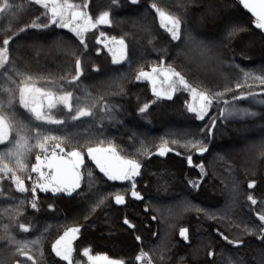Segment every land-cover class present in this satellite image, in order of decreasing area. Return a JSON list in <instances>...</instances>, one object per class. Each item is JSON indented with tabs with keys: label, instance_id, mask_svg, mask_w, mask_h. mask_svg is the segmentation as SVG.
<instances>
[{
	"label": "trees",
	"instance_id": "obj_1",
	"mask_svg": "<svg viewBox=\"0 0 264 264\" xmlns=\"http://www.w3.org/2000/svg\"><path fill=\"white\" fill-rule=\"evenodd\" d=\"M174 1L181 3V0ZM122 2L117 11L111 10L112 23L105 24L110 30V37L128 39V33L143 36L147 33L146 29L156 28L162 37L160 52L166 54L167 59L186 51L190 45L198 47L197 53L207 58V47H210L230 61L227 62L233 68L231 80L244 76V73L255 77L263 75L260 70L264 67V34L255 26L256 19L239 0H183L181 34L183 38L190 32L192 39L182 42L172 41L161 27L157 13L150 7L154 1L140 0L137 5H132L129 0ZM207 12L211 13L210 18L205 17ZM232 27L242 30L230 38L228 33ZM11 44L17 51L21 47L24 53H36L42 61L39 66L41 71L55 72L74 90L76 86L79 88L78 85L86 84L103 93L104 86L101 87V84L108 85L107 79L113 78V95L117 98L129 96L126 107L112 105L117 112L114 121L102 120L98 127L94 122L90 124L87 117L72 120L70 117L75 115L72 114L58 119L64 121L63 125L54 126L60 131L59 137L67 138L61 144L65 152L73 147L87 151L96 145L103 149L100 145L109 143L110 135L116 143H109V150L127 152L142 165L135 183L143 200L131 197V186L126 181H110L99 168L93 177L83 171L82 187L71 196L64 192H39L38 196L44 202L52 204L53 211L38 216L40 228L31 227L24 232L18 222L13 232V236L22 241L39 238V244H32L34 248L38 246V251L30 249L38 264H67L55 256L52 245L71 227L80 228L74 242L73 264H87L83 255L85 248L91 249V254L124 260L125 264H149L147 257L144 261L136 260L141 251L148 254L151 264H260L264 258V242L260 239L262 222L256 214L264 213V104L259 103L264 100V86L256 87L253 83L245 91L232 92L227 97L216 96L205 118L199 120L195 113L188 111L189 100L183 94L181 98H166L162 104L153 103V91L136 80L135 73L131 77L116 70L120 64L113 63L108 49L83 47L69 29L53 26L47 30H27L16 35ZM77 59L81 61L83 75L73 81ZM149 65L150 62L145 61L138 68L146 69ZM233 73L237 77L234 78ZM55 92L63 94L68 89ZM249 92L257 95L248 96ZM16 95L18 98L19 90ZM241 95L247 98L233 101V96ZM224 101L229 102L228 106L248 109L258 115L225 118L221 115L226 107ZM145 103L151 104V107L147 114L141 116L138 109ZM215 106L218 107V114L213 118L216 126L212 136L209 132L212 121L209 122V119ZM19 108L15 104L12 111L20 112ZM99 108L100 117H110L111 108L107 107L102 112V107ZM124 108L132 113L129 117L125 116ZM248 128L252 132L243 133L242 130ZM97 132L99 139L95 137ZM130 137L131 145L126 146L124 142ZM199 138L207 144L206 153L200 154L184 146L188 141ZM161 147L171 148L172 151L160 156ZM188 156L192 158V165L188 164ZM35 158L33 155L30 165L36 163ZM201 163L207 175H202L198 167ZM190 181L198 182L199 187L193 188ZM252 181L256 185L249 188ZM117 193L125 195L124 205L115 203ZM249 195L257 200L255 209L247 199ZM20 202L14 205L21 207ZM11 205L13 201L3 200L0 210L9 211ZM154 216L155 220L152 219ZM125 218L136 227L124 224ZM182 228L189 229L187 242L179 235ZM221 233L228 237V241L243 243H229ZM137 237L140 239L137 240ZM6 247L9 248L8 244ZM13 253L17 258L25 259L17 249ZM6 259L10 264H19L17 259L12 261L9 254Z\"/></svg>",
	"mask_w": 264,
	"mask_h": 264
},
{
	"label": "snow or ice",
	"instance_id": "obj_2",
	"mask_svg": "<svg viewBox=\"0 0 264 264\" xmlns=\"http://www.w3.org/2000/svg\"><path fill=\"white\" fill-rule=\"evenodd\" d=\"M35 4L42 5L45 8L50 7V18L47 24H44L43 28H48L51 25H57L59 28H67L79 38V41L83 47H87L85 44V34L89 28H94L98 24H111V13L109 11L103 12L98 19L93 20L92 16L83 11H71L75 9L76 6L73 4H61L59 0H34ZM132 5L139 3V0H129ZM241 4L245 9L251 11L256 17L255 26L258 29L264 30V0H240ZM112 3L115 7H119V0H112ZM13 4L9 3V0H0V13L11 12L13 9ZM150 7L155 10L160 18V24L169 34L172 41L182 42L183 40H191L190 35H185L182 38V19L178 16L170 15L161 8H159L155 3L151 4ZM31 28L36 29L41 27L35 21L30 25ZM237 27H232L229 30V37L235 36L239 31ZM20 31H24L21 29ZM103 35V33H101ZM11 38L3 40V47H0V69H5L6 65H9V49L8 45ZM113 43L118 44V48L108 47V52L112 54V60L114 64H120L123 61L128 60L127 45L123 37L119 40H116L115 37L111 38ZM76 74L73 76V81L78 80L81 75H83V67L81 66V61L79 59L75 62ZM11 70L15 74L22 78L23 86L19 87V95L17 98L16 89L5 88L7 93V99H0V145H10L6 146L3 151H0V179L4 175L11 174V178L14 180L16 189L21 193L31 192V209L38 211V196L37 192L43 193H67L71 196L73 193H76L77 190L81 189V181L83 176L80 172L81 166L84 164V153L75 148L70 152H65L61 144L64 142L65 138L56 137L49 134H44L40 131L39 128L35 129L34 136H30L29 133L32 131L27 125L20 122L15 115V112L12 111L13 105L18 103L31 113L32 117L45 125H63V120L54 119L50 115V110L55 108L57 105H63L67 108L69 112L73 111V93L65 92L61 95H56L52 91H46L42 88H35L31 86L32 77L26 75L25 73L19 72L15 69L14 66L11 67ZM99 71V69H96ZM7 69L4 72V75L7 76ZM157 68H153L151 72L140 71L136 76V80L141 79H150L153 82V93L157 98L166 97L171 100L176 91L177 82L179 85L183 86L185 89L191 92L194 100H198L199 104H190L188 106V111L196 114V118L203 120L207 115L212 103L213 96L209 95L207 92L198 91L197 88L193 87L185 79L183 75L179 72H176L174 69L170 70L172 77H175V80H171L169 83V91H157L155 87V79L152 73H156ZM245 80L249 78L257 79L262 84H264V76L253 77L251 73H244ZM11 80V77H8ZM171 79V78H170ZM14 83V81H13ZM239 83L236 84V88H240ZM224 93H218L215 95H223ZM248 96L255 97L257 94L249 92ZM244 95L233 96V101L246 99ZM155 103V101H153ZM226 107L221 113L222 116H241V117H256L258 114L252 112L248 109H239L233 106H228L229 102L224 101ZM259 103L264 104V100L259 101ZM107 105L104 106L107 110ZM151 104L145 103L143 106L139 107L138 111L141 116L147 114ZM93 115L92 111L87 108H77L75 110V115H72L70 118L72 120H79L81 117H91ZM216 126L215 119L212 120L211 128L209 132L211 133ZM15 132V136H13ZM34 138L36 143L30 144V139ZM51 144V152L49 156H45L42 160L40 155L36 156V163L32 166L31 171L38 174V179L32 184L29 189L24 180H22L15 173L17 171L26 170L27 165L24 163L27 153L31 150L32 147H38L42 153H48ZM167 141H165V144ZM175 143V141L173 142ZM185 147H190L195 149L200 154L206 153L208 151L207 144L201 140H190L185 145ZM58 150V151H57ZM103 149L100 148H91L87 149V155L95 161L96 165L99 167L100 171L104 173L110 181H128L130 182L131 197L136 200H143L144 197L139 191H137V185L135 183V178L141 174V163L133 159H121L119 157L109 158L99 155L103 152ZM110 151H114L111 149ZM169 151H172L171 148L161 147L159 150L160 156H165ZM264 154V153H262ZM189 165H192L191 156L187 157ZM10 163L12 166H10ZM201 169L202 175H207L204 171V165L201 163L198 165ZM49 170L48 174L45 175L44 169ZM90 175V174H89ZM31 179V177H29ZM193 188H198L199 183L190 181ZM256 185L255 181H252L248 187L254 188ZM115 203L117 205H124L126 203L125 195L117 193L115 194ZM247 199L251 201V204H257V200L252 196H247ZM102 203V201H99ZM21 206L24 204V201L20 202ZM50 209L52 205L48 206ZM197 211H203L202 209H197ZM261 221L260 231L262 235L260 239L264 242V213L258 212L256 214ZM153 220L156 217H152ZM124 224L129 225L132 228L136 226L131 224V222L125 218ZM24 232L29 231L27 225L21 224L19 226ZM80 232V228L73 227L64 232V234L56 240L55 244L52 245V251L55 253L56 257H59L61 260L66 261L67 264H73V251L71 245V240L76 237ZM179 235L184 239V241L189 240V229L182 228L179 232ZM223 236V234L221 233ZM10 239L17 245V252L28 257L29 260L33 261V264H38V261L28 255L26 251L31 244H39V238L34 241H16L14 237ZM137 240L140 237L136 238ZM225 241H228L227 236H223ZM229 243L242 244L243 241H228ZM41 257H43V251L40 252ZM83 255L88 257V260L91 261V264H125L124 260L109 259L107 256H93L91 254V249L85 248L83 250ZM210 255H213L210 253ZM148 258L149 264H151V258L148 257L147 253L141 251V253L136 257L137 261H144L145 258ZM260 264H264V258L261 259Z\"/></svg>",
	"mask_w": 264,
	"mask_h": 264
},
{
	"label": "rangeland",
	"instance_id": "obj_3",
	"mask_svg": "<svg viewBox=\"0 0 264 264\" xmlns=\"http://www.w3.org/2000/svg\"><path fill=\"white\" fill-rule=\"evenodd\" d=\"M152 1H154L155 4L159 8L169 13L170 15H174V16H178L182 18L181 17L183 14L182 7H184L182 3L183 0H181V3H179L178 1H174V0H152ZM59 2L65 5L66 4L75 5L76 8L71 10L73 13L75 11L86 12L87 14L92 16L93 20L98 19V17L105 11H109L111 13L112 9H115L117 11L116 8H121V6L115 7L112 3V0H59ZM9 3L13 4L14 6L12 11L11 12L6 11L4 13H0V26L2 25V28L0 27V47H3L2 41L4 39L11 38L10 43L8 45L9 65H6L5 69H0V99H7V93L5 92V88H13V89H16L17 91L19 90V87H22V84H23L22 78L17 76L15 72L11 70V67L14 66L15 69L18 70L19 72L25 73L26 75H29L33 78L31 82V86L35 88H42L46 91H52L56 95L62 94V93L55 92L56 90H62L64 88L66 90L68 89V92L70 91L73 93V99H72L73 111L69 112L67 108L64 107L63 105H57L55 108L50 110V115L54 119H60L61 117H67L72 114H75V110L77 108H87L91 110L94 115V116L92 115L93 117L91 116V117L86 118V120L90 124L94 122V124H96L99 127V124L103 123L102 120L114 121V118H115L114 116L116 115L117 112L115 113L114 111L115 108L113 107L116 105L118 106L121 105V106L126 107L127 101L129 100V96L125 95L124 97L117 98L113 95L114 92L111 90L112 87L115 86L113 84L114 83V81L112 80L113 78L107 79L106 84L108 85L101 84V87L104 86L103 93L94 91V89L89 88L86 84L78 85L79 88H77L76 86L74 90L72 86L62 82L58 78L57 74H55V72L51 73L45 69L41 71L39 66L41 65L42 61H41V58H39L36 53H34V55H32V53L31 54L24 53L22 49L20 50L21 47H19V51H17L16 48L11 44L13 38L16 35L24 31L41 30V29L47 30L49 28H52L53 26L57 27V25H51L48 28L42 27L44 24H47L49 21V18L51 15L50 7L45 8L42 5H37L35 4L34 0H9ZM122 3H123L122 0H119V5H121ZM205 15H206L205 17H208V18L211 17L210 12H207ZM34 21L38 25H41V27H38L36 29L31 28L30 25ZM158 22L160 23L159 16H158ZM151 26H152V23H151ZM120 27H121V24H120ZM21 29H24V31H20ZM203 29L204 28H202V30ZM109 31L110 30L106 29L105 24H98L94 28H89V30L85 34V44L87 45L86 48H91V46H94V48L99 47V48H106V49H108V47L118 48L119 45L113 43L111 38L115 37L116 40H119L121 37H117V36L110 37ZM146 31H147L146 35H143V36H136L134 32L127 34L128 39L122 36L125 39V43L127 45L128 60L121 62L120 66H118L117 69L116 68L115 69L119 70L120 72L124 73L127 76H131L133 75V73H135V75L137 76L140 71L151 72V70L154 67L157 68L158 71L156 73H152L155 79V87L157 91H169L170 90L169 83L171 82V80H175V77H172V74L170 71L172 69H174L176 72H179L181 75H183L185 79L188 81V83L191 84L193 87L197 88L198 91L201 89V91L207 92L209 95L213 96V98H215L216 96L217 97L219 96L227 97L232 92L245 91L253 83H255L254 85H256V87L264 86V84H262L257 79L249 78L246 81L244 76H239L237 79L231 80V77H233L231 76L233 72V68L228 65V62L230 61L227 60V57L220 56L219 52H217L216 49H213L210 47H207L208 49L206 53L207 58H203L197 53L198 47H194L193 45L192 46L190 45V47L186 48V51H183L182 53L180 52L175 55H171L172 57L170 59H167L166 54L163 55L160 52L161 45H162L161 43L162 37L159 35L157 29L149 28V30L146 29ZM101 33H103V35H101ZM189 34L190 36H192L190 32ZM145 61L150 62L151 65H149L146 69L140 68V67L138 68V65L142 64ZM6 69L8 70L7 76L4 75V72ZM260 72H263L262 76H264V67H261ZM233 74H234V78L237 77L236 73H233ZM260 76L261 75H257L256 77H260ZM8 77H11L12 79L9 80ZM139 81L141 83H145L146 85H148V88L153 91L152 80L141 79ZM237 83L241 85L240 88H236ZM180 86L181 85H179V87L177 88V85H176V91L173 95V98L178 97V96L181 98L184 95L185 99L189 100V102L187 101L189 105L190 104L198 105L199 101L193 99L191 92L185 89L183 86L181 87ZM182 90L183 91L185 90V92H182ZM218 93H224V94L215 95ZM100 99L101 101L99 102ZM165 100H166V97L157 98L156 96L154 99L155 103H158V104L164 103ZM15 104L20 107L19 108L20 112L18 111L15 112L16 118L23 124L27 125L32 130L29 133L30 136H34V132L36 128H39L40 131L44 134L50 133L51 135L56 136V137L61 136L59 133L60 131H58L54 125H45V124H42L41 122H36V120L32 117L31 113H29L26 109H24L18 103V101ZM15 104L13 105V107H15ZM105 105H107L108 108H111V109H110V117L104 118V117H100L99 115V110H100L99 107H102V110H101L102 112V111H105V108H104ZM112 105L114 106L112 107ZM217 108L218 107L215 106L214 112L210 114L209 122L212 121V119L217 116L218 114ZM108 112L109 111H106V113ZM124 113L126 117H129L132 114L126 108H124ZM249 129L251 128H248L242 131L243 133L252 132V130H249ZM128 131L129 130L127 127L126 132L128 133ZM211 135L213 136V131L211 132ZM13 136H15V132H13ZM129 136L131 135L128 133V137ZM95 137L99 139V132H97V136ZM63 138H65V136ZM114 140L109 135V140H108L109 143L115 144L116 142H114ZM198 140L203 141L201 138H199ZM126 142L124 143L127 146L131 142V137L128 138V141ZM29 143L35 144L36 141L34 138H32L30 139ZM49 143H50L49 151H51L52 143L51 142ZM109 143H106L103 145L101 144L100 146H102L103 149H110L108 148L110 147ZM72 145L74 146V144ZM6 146H10V145H0V151H3ZM74 148L76 150H79V148L73 147V149ZM92 148H99V145H96ZM189 149L191 150L192 148H189ZM79 151L85 154L84 164L81 166V169L93 177L95 172L98 171V166L96 165L95 161H93L91 157L86 154L87 153L86 150H79ZM114 152L121 153L123 156L127 157L128 159H133V156H131L127 152H124L118 149L117 150L114 149ZM39 153H42V152L38 147H32L31 150L27 153L26 159L24 160V163L27 165V169L17 171L15 173L22 180H24L25 185L29 189L31 188L32 184L38 179V174L31 171L32 166L35 165V163L33 165H30V163L33 159V155L37 156ZM10 166H12L11 163H10ZM45 175H46V172H45ZM29 177H31V179H29ZM6 182H9V183L12 182V183H10V185L9 184L6 185ZM126 183L129 186H131L130 182L126 181ZM15 187L16 186H15L14 180L11 178V174L4 175L3 178L0 179V202H2L3 200L7 202L13 201V205H11L12 207L9 208L10 210L8 209L9 211H7L6 209H4L3 211L0 210V264H5L7 262L10 264L9 260L6 259L8 254L11 256L12 261L13 259H17V262L19 264H33V261L29 260L28 257L25 255H24L25 259L23 260L20 258H17V256L14 255L16 251L15 253H13V251L17 249V245L13 243L10 237H14L13 232L15 230V224L18 222H20L21 224L27 225L29 227V230H31V227L32 228L34 227L36 229L37 227L40 228L41 227L40 224L37 223L38 216H43V214L45 212L47 213V211L52 212L53 209L52 208L50 209L48 207L50 204L44 202L42 198L38 196L39 190L37 192L38 201H39L38 211L31 209V200H32L31 192L29 191V192L23 193L22 198L20 194L17 195L18 197H14L16 194V192H14ZM28 200L30 204L27 203ZM17 201H24L23 206L21 207L15 206L14 204ZM251 205H252V208L255 209L256 206L253 204ZM6 218L9 220L8 223H7ZM10 220H11V223H10ZM50 223L52 222L50 221ZM78 235L79 233L76 235L74 239L71 240V245L73 249H74V242L76 238L78 237ZM15 240L22 241V240H19L18 238H15ZM23 241H28V240L24 239ZM4 242L5 244H3ZM6 243L8 244L9 248L11 247L13 248L12 251L9 250V248L7 249ZM31 248H33L36 252L38 251V246H35L34 248L32 244L29 245L27 249L29 256H32V251L30 250ZM92 255L93 256H106L103 254H92ZM72 256L74 257V251H73ZM86 258H87L86 259L87 264H91V261L88 260V257Z\"/></svg>",
	"mask_w": 264,
	"mask_h": 264
},
{
	"label": "water",
	"instance_id": "obj_4",
	"mask_svg": "<svg viewBox=\"0 0 264 264\" xmlns=\"http://www.w3.org/2000/svg\"><path fill=\"white\" fill-rule=\"evenodd\" d=\"M240 1V0H239ZM241 3V2H240ZM242 5V4H241ZM243 6V5H242ZM255 19H256V17L254 16V14L253 13H251V11H249L248 9H246ZM262 32H263V34H264V30H262ZM104 151L103 152H101L99 155H101V156H105V157H109V158H114V157H119V158H121V159H128L127 157H125V156H123L121 153H116V152H114V151H110L109 149H103ZM50 155V153L47 155V156H49ZM46 170H48L47 168H45ZM49 171V170H48ZM80 172H81V174H82V176H84V174H83V171L81 170V168H80ZM82 182H83V179H82V181H81V187H82ZM80 190V189H79ZM79 190H77V192L79 191ZM74 194V193H73ZM116 260H118V259H116Z\"/></svg>",
	"mask_w": 264,
	"mask_h": 264
},
{
	"label": "flooded vegetation",
	"instance_id": "obj_5",
	"mask_svg": "<svg viewBox=\"0 0 264 264\" xmlns=\"http://www.w3.org/2000/svg\"><path fill=\"white\" fill-rule=\"evenodd\" d=\"M51 151H49L48 153H39L38 155H40L41 156V159L43 160L44 158H45V156H47L49 153H50ZM99 168V167H98ZM82 170V169H81ZM83 171V170H82ZM44 172H46V175L48 174V170H46V169H44ZM10 183H12V182H10ZM10 183L9 182H6V185H10ZM14 192H16V194H15V196L14 197H18L17 195L18 194H20L21 195V198L23 197L22 195H23V193H21V192H19L17 189H16V187H15V190H14Z\"/></svg>",
	"mask_w": 264,
	"mask_h": 264
}]
</instances>
